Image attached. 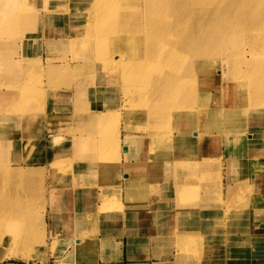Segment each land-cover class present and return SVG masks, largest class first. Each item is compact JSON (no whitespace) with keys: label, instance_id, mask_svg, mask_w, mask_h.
Here are the masks:
<instances>
[{"label":"rangeland","instance_id":"rangeland-1","mask_svg":"<svg viewBox=\"0 0 264 264\" xmlns=\"http://www.w3.org/2000/svg\"><path fill=\"white\" fill-rule=\"evenodd\" d=\"M86 1L14 0L9 4L0 0V167L7 169L1 175L7 171L30 172L22 198L35 208L40 199L43 202L39 212L42 219L33 217L31 232V223L23 222L16 243L0 226V238H4L0 264H97L99 260L107 264L108 256L121 246V239L135 236L147 241L151 231L148 223L156 227L165 222L170 226L173 216H182L176 219L180 227L193 220L194 228L202 230L197 207L191 205L189 211L179 213L174 205L175 201L185 206L196 204L201 193L207 201L210 196L218 198L228 210L242 205L243 216L224 229V240L205 236L199 242L186 244L170 236L173 244L167 247L179 253V258L174 257L185 261L182 264H206L209 260L211 264H226L232 259L261 264L264 257L255 249L259 245L264 250V200L252 195L264 188V164L253 156L259 142L264 141V41L248 40L243 36L244 26L237 22L231 28L216 27L221 30L220 36L197 31L201 45L196 50L204 54L201 62L195 73L178 83L179 87H170L172 95H166L164 84L154 79L167 75V66L160 59L174 60L183 70L190 65L192 57L182 53L190 28L177 26L175 33L160 36L157 61H150L140 80L127 81L118 66L124 59L136 61L127 43L114 39L107 45L106 57H99L95 39H87L79 31L87 28L86 21L73 26L72 16L85 18L89 6ZM177 10L178 7L172 11ZM58 13L63 15L61 20ZM122 22L129 25L122 32L133 40L129 42L133 47L139 39L133 35V20L124 18ZM163 23L171 25L172 21L165 17ZM185 87L200 90L195 102H178ZM55 108L67 114L53 118ZM96 112L105 119L96 127L87 126L86 120L93 119ZM151 114H156L158 120H153ZM183 122L187 127L185 132H179L177 126ZM84 129L98 148L89 145L86 150L79 149V156L90 159L88 166L76 163L62 172L60 177L75 192L69 199L73 207L59 212L56 199L51 203L48 200L55 177L49 166L50 151L57 159H61L59 152H63L60 156L65 160L70 158L72 136L82 134ZM101 130L108 133L106 145L99 135ZM227 133H246L247 138L239 147L228 148L222 137ZM248 134L254 136L253 140ZM10 142L16 144L9 146ZM77 173L85 179L78 178ZM126 181L133 192L127 190ZM241 182L245 183L243 190L229 196V201L222 199L227 187ZM66 183L57 187L54 196L69 189ZM13 185L6 188L11 196L16 191ZM158 201L167 203L158 211L156 224L152 216ZM94 202L101 208L97 214L107 219L92 240L87 237L90 227L74 223L70 216L91 214ZM148 207L153 210L149 215L144 209ZM145 214L151 218L149 221H145ZM203 220L212 222L209 218ZM141 225L146 230L138 235L136 228L144 229ZM204 230L205 235L212 234L209 226ZM73 232L78 234L74 236ZM250 233L257 239L250 238Z\"/></svg>","mask_w":264,"mask_h":264},{"label":"bare ground","instance_id":"bare-ground-1","mask_svg":"<svg viewBox=\"0 0 264 264\" xmlns=\"http://www.w3.org/2000/svg\"><path fill=\"white\" fill-rule=\"evenodd\" d=\"M6 2L11 4L14 2V0H6ZM225 2H226L225 6H222L223 0H87L85 3L86 4L88 3L89 6L85 9L86 12L85 18L80 19V17H78L77 15L72 16L73 17L72 24L74 27H78L79 25H82L86 21L87 28L84 29L83 31L82 30L79 31L81 33H84L85 38L88 39V37H92L93 39H95L94 40L95 50L97 51V55L99 57H104L107 54V47H108L107 45H109L108 43L111 42L112 40L119 38L120 42L127 43L125 44L126 48L133 51L136 61L133 63L132 61H126L124 59L118 64V66L120 67V69L124 71L125 77L127 76L126 77L127 81H134V82L141 79V74L143 73V71L148 69V67L150 66V61L151 62H153V60L157 61V57H159V50L161 46L160 36H162L165 33H175L176 32L175 28H177V26H188L190 28L191 34H190V38L188 39V43L186 44L185 47H183L182 53L187 55V57H192L190 65L185 67V69L183 70L182 68H180V66L177 65L178 63H176L174 60L169 61L167 58L161 57L160 61L166 64L167 66L165 68V71L167 70L166 72L167 75L165 76L166 78L154 77L155 82H160L164 84V86L166 87L165 88L166 95H172L173 88L170 87L172 85L174 86V84L179 87L178 84L179 82H182L183 80L187 79L186 77H188V75L195 73L199 63L201 62V57L204 55L203 53L202 55L197 53L196 50L197 48L200 49V45H201V41L198 38L199 35L197 34V31L198 33L200 31H204L206 33H209V35L216 34L217 36H220L221 34L219 32L221 30L216 29V27L225 26L226 28H231L233 23L237 22L244 26L246 31L243 33V36L246 37L248 40L254 38L256 39V41L253 42L261 43L264 41V0H226ZM177 7L179 8V10L172 11L174 8ZM63 8L64 6L60 7L59 9H63ZM127 12H129V14ZM59 13L56 14V16L58 19L61 20L63 18L62 17L63 15H59ZM165 17L171 19L172 21L171 25H165L163 23V19ZM124 18H126L127 20H133V25L135 28L133 31V35L135 39L139 37V39L135 40V45L133 47L130 46L129 44V42L133 40L127 38V36H125L122 32L123 27H129V25L122 22ZM254 30L258 31L259 33L255 34ZM237 35L241 36L240 33H238ZM255 37H257L260 41H257V38ZM110 58L112 59V56ZM112 60L114 61V58ZM116 62L117 61L115 60L114 63ZM155 69L156 71H159L158 67H155ZM183 73L185 75L180 77V75H182ZM199 92L200 90H198L197 87L195 89L191 87H185L184 96H178V102H195L196 98L200 95ZM53 112L54 113L51 115L53 116V118L63 115L64 112L65 114H67L66 110L63 111L58 108H55ZM234 113L236 114V112ZM151 117L153 118V120H158L159 118L158 116H156V114H151ZM102 119H105V116L101 112H96V114L93 116V119L86 120L88 122L87 126L96 127L97 125H99L100 120ZM185 127H187V123L183 122L177 126V130L179 129V132H185ZM85 133L86 130L84 129L82 134L72 136V141L70 143L72 146L70 153V155L72 156V157L70 156L71 159L67 158L65 160L64 157H61L60 155H62L63 152H59L60 154L58 155L61 159H57L58 157L55 156L54 151H50L51 157L48 159L49 166L51 167L50 168L51 172L55 177H53L52 180L51 189L48 194L49 197L48 200L51 203L56 199L57 205H59L58 206L59 212H62L64 210L66 211L68 208L71 209L73 207L71 204H69V199H73L71 198V194L75 192V190H73L71 185L69 186V184L65 182L66 186L69 187V189L66 190L62 189L60 190L61 193H57V196H54L57 187L63 186L62 184H65L64 178L60 177L63 175L62 172L69 171L73 166H75L76 163L77 164L83 163L86 164V166H88V162L90 161V159L79 156V154L81 153L79 152V149L86 150L87 147L91 146L95 148L98 146V144L95 145L90 141L89 138L90 133L88 132V134L86 135ZM99 135L103 138V140H105L104 144L105 145L108 144L106 142V136H108V133H104V131L101 130V133L99 131ZM241 136L243 135L238 134L236 135V137H234L233 135L227 133L225 134V136L222 137L224 138L225 141L224 144H226V146L229 148L231 146L239 147V145L244 140L243 137ZM253 138L254 136H251V140H253ZM51 143L52 141L50 140V144ZM262 143L264 144V141H262ZM262 143L261 141L259 142L257 151L253 156L257 157L256 159L258 160L259 163L262 162L261 164H264V155H262L264 154V145ZM15 144L16 143L10 142L9 146H14ZM127 144L128 142L126 140L124 148H127ZM114 146L117 145L114 144ZM252 151H250L249 154ZM64 153L67 152L64 151ZM249 154L245 153V155H248V158H249ZM28 155L26 156L28 157ZM40 159L42 160V158ZM250 159L251 158H249V161ZM6 170L5 168L0 167V226L2 225L3 229L4 227L6 228V234L10 236V240L12 242L16 243L18 241L17 236L18 233L20 232V226L22 225L23 222L24 224L25 222L27 223V221L31 223L30 228H28V230L31 232L33 231L32 229L33 217L42 219L41 215H39V212L43 210V206H42L43 202L40 199L38 208H35L30 206L27 203V201L22 198V192L23 193L24 191L27 192L28 189V185H29L28 180L31 176L30 172L12 173L10 171H7L5 175H1L2 172ZM80 174L81 173H77V177L84 180L85 176L83 177ZM13 183H14L13 188H15L16 191L14 195L11 196L6 193V188ZM125 184L127 186V190L131 192L132 188L129 187L131 184L129 183L127 185V181ZM244 187H245V183L241 182L238 184V187L235 190L240 191L243 190L242 188ZM252 196L262 197L261 194L259 193L255 194V192ZM206 198L207 197L201 198L202 201L201 203L198 204V208L200 210H204L205 208L209 207V203H208L209 201H207ZM91 204H92L91 206L92 212H90L91 214H88L86 216H84V214H72L70 218L72 219L71 221H74V223H77L82 226L90 227L87 237L92 238L93 240L97 237L96 231L100 230L101 228L100 226L104 222V219H107V216L102 214H97V212L101 210L98 203L96 204L94 202ZM231 210L232 212L229 214L233 213L232 216H228L229 214L223 216L224 218L227 219V222L222 221L221 219L223 217L219 216L218 219H212L211 224L209 223L210 225L207 223L201 225L200 229L202 230L205 229L207 226H209L213 234L212 235L210 233L212 236H209L210 234L205 235V230L202 231L195 229L193 225V220L190 221L188 225L182 224L180 227V225L177 223L178 221H176V219H178L177 217L172 218L170 222L171 223L170 226L168 224H164V222L159 223L156 227V230L162 235H165L168 230L167 228L173 227L172 228L173 237L177 241V243L187 244L188 242H193V241L199 242L200 238L205 236H207L206 238H209L211 240L213 239V237L217 238V240H221V239L224 240V238H226L224 236L227 234L226 232H224L225 231L224 229L232 226L233 222L239 217H241L242 214L240 213L241 212L240 208L237 206H235L234 208L232 207ZM145 216L146 214L144 215V217ZM146 217L147 218H145L146 219L145 221H149L151 219L149 216ZM152 217H154V219H157L156 223H158L160 218L159 215L156 214ZM52 219L54 220V215ZM84 220L85 222L83 224L82 222ZM152 224L148 223L150 229ZM73 234L74 236H76L78 233L73 232ZM248 236L250 238L252 237L253 239H257V237H255L251 233ZM202 240L203 239H201V241ZM71 241L74 242V238H72ZM3 242H4V238H0V244H2ZM194 248L191 250H194ZM174 256L179 258V253L176 252Z\"/></svg>","mask_w":264,"mask_h":264},{"label":"crops","instance_id":"crops-1","mask_svg":"<svg viewBox=\"0 0 264 264\" xmlns=\"http://www.w3.org/2000/svg\"><path fill=\"white\" fill-rule=\"evenodd\" d=\"M52 122H53V120L50 123H52ZM51 127L53 128L54 126L51 124ZM242 135L243 136H241V137H243V139H244V137L247 138L246 133H243ZM233 136L236 137V135H233ZM250 137L251 136L248 134V138H250ZM184 181H186V180H184ZM121 183L124 184V180ZM181 183H182V181H179V184H181ZM237 187H238V184L236 186L227 187L225 190V193H223L221 191L222 194L224 195V197L222 196V199L228 200L229 196H234V194H237L239 192L238 190H235ZM205 193L206 192H204V194ZM256 193L261 194L262 195L261 198H263L264 197V188L260 189ZM201 198H202V193L199 195V200L196 201L197 203L195 202L196 204L188 203V206H185L184 203L175 201L174 205H175V208L178 210L179 213L189 211L192 208V206H193V208L197 207L196 211H198V213H200L199 215L202 218L201 219V221H202L201 225L206 223L203 220L204 218H209L211 220L212 219H218L219 216L223 217L225 215H228L230 212H232V210L226 209L222 205V203H220L218 205V203H219L218 198L213 200L211 196H210V200L208 202L209 207L205 208L204 210H200L198 208V204L201 203V201H202ZM221 200H220V202H221ZM211 202L214 203L213 206L210 205ZM156 203L157 204L155 206V209H154L155 211L153 212L154 213L153 215H156V214L158 215L159 214L158 211L161 212L163 210V204L167 203V202L158 201ZM239 208L241 210L240 213H242L243 206L240 205ZM144 209H146L145 211H146L147 215H149V213L151 211H153V210H150L149 207L144 208ZM191 212H193V211H191ZM232 215L233 214H229L228 216H232ZM184 216L186 217L188 215H184ZM242 216L243 215L241 214V217ZM159 217H160V215H159ZM172 218H175V217L173 216ZM178 218H183V217L178 216ZM201 225H200V227H201ZM156 227H154L152 224V226H151L152 231H150L147 234V241H145V238H137L135 236H130V237H128V240L126 238L125 241H123L121 239V246L117 247V249H115L114 253L110 257L108 256V258H109L108 262L109 263H107V264H182L183 262H185V261H181V260L175 258L174 257V255L176 253L175 250L172 251L171 248L167 247V245L172 246V244H173V238L170 237L173 235V231L168 232V230H167L166 234H171L169 236H167L166 234L162 235L161 233H159L156 230ZM141 228H144V227L141 225ZM145 228L142 230L136 228L137 234L139 235V234H142V232H145V230H146ZM131 235H133V234H131ZM241 241L244 242L245 240L242 239ZM257 246L258 247L255 250H257V253L259 255L264 257V255H263L264 250L261 249L262 247L260 248L259 245H257ZM147 256H149V257H147ZM146 258H148V259H146ZM211 261L212 260H209L208 262H206V264H211ZM97 264H103V262L101 260H99L97 262ZM198 264H201V262ZM226 264H245V262L244 261H238L237 259H234V260L232 259V260H229V262L226 261ZM261 264H264V258L262 259Z\"/></svg>","mask_w":264,"mask_h":264}]
</instances>
